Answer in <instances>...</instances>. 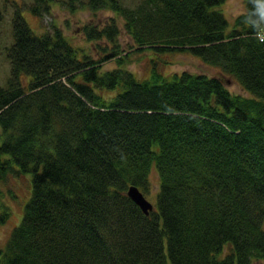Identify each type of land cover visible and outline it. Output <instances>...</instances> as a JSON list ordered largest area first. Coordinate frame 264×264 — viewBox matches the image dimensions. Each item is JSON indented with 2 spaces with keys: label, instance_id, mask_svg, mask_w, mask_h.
<instances>
[{
  "label": "trees",
  "instance_id": "1",
  "mask_svg": "<svg viewBox=\"0 0 264 264\" xmlns=\"http://www.w3.org/2000/svg\"><path fill=\"white\" fill-rule=\"evenodd\" d=\"M86 2L124 18L154 56L150 76L121 60L103 70L119 55L115 24L87 30L112 44L95 58L59 30L36 34L17 9L0 87V224L9 181L31 175L32 193L0 264H264V44L251 23L264 3L245 0L230 27L226 0ZM185 53L248 95L216 76L159 71L160 57ZM154 165L160 189L146 216L127 192L147 196Z\"/></svg>",
  "mask_w": 264,
  "mask_h": 264
},
{
  "label": "rangeland",
  "instance_id": "2",
  "mask_svg": "<svg viewBox=\"0 0 264 264\" xmlns=\"http://www.w3.org/2000/svg\"><path fill=\"white\" fill-rule=\"evenodd\" d=\"M123 6L134 8L142 0H119ZM36 0H0L2 20L0 22V87L5 86L11 72V64L7 56V49L14 43L13 17L17 9H20L23 17L31 29L39 35L59 30L74 46L82 48L93 57H102L105 50L109 51L112 44L106 39L89 40L87 30L94 27L103 30L115 24L119 29L117 43L119 55L116 59H110L103 65L104 71L119 68V60L122 68L134 73L138 78L145 79L150 76V60L154 57L150 50L139 51L132 36L125 28V20L110 8L91 10L86 0H77L72 6L69 0H46L40 4V15L33 13ZM230 22L234 21L246 12L245 0H226L221 6ZM159 64V71L171 76L188 72L191 74H205L211 77L222 78L227 88L234 94L248 95L239 84L229 75L205 65L199 58L190 54L163 55ZM109 95V94H106ZM31 175H25L17 180L12 179L4 186L13 191V195L6 196L5 202L11 209V216L7 223L0 224V247H5L13 229L19 225L23 218L24 208L32 193ZM151 192L146 196L154 206L157 203V193L160 189V178L156 165L150 174ZM6 191V190H5Z\"/></svg>",
  "mask_w": 264,
  "mask_h": 264
},
{
  "label": "water",
  "instance_id": "3",
  "mask_svg": "<svg viewBox=\"0 0 264 264\" xmlns=\"http://www.w3.org/2000/svg\"><path fill=\"white\" fill-rule=\"evenodd\" d=\"M128 196L131 200L142 210V212L149 216L154 210V205L150 202L144 193L135 185L128 187Z\"/></svg>",
  "mask_w": 264,
  "mask_h": 264
},
{
  "label": "clouds",
  "instance_id": "4",
  "mask_svg": "<svg viewBox=\"0 0 264 264\" xmlns=\"http://www.w3.org/2000/svg\"><path fill=\"white\" fill-rule=\"evenodd\" d=\"M264 3V0H261ZM253 27L255 29L256 39L259 43L264 44V15L261 16V20L259 21H251Z\"/></svg>",
  "mask_w": 264,
  "mask_h": 264
}]
</instances>
